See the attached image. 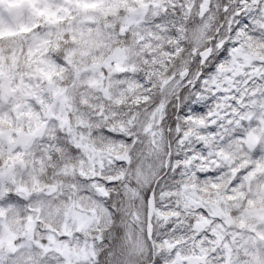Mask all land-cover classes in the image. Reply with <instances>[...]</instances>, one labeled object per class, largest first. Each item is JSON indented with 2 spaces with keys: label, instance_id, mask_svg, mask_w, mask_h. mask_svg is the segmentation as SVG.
<instances>
[{
  "label": "snow or ice",
  "instance_id": "obj_1",
  "mask_svg": "<svg viewBox=\"0 0 264 264\" xmlns=\"http://www.w3.org/2000/svg\"><path fill=\"white\" fill-rule=\"evenodd\" d=\"M37 2L43 7L38 9ZM78 2L0 0V5L10 6L7 17L0 15V60L17 59L13 41L23 36L28 51L43 53L51 65L47 52L53 43H76L75 20L67 21ZM134 3L138 7L123 17L118 10L115 23L97 30V42L107 53L102 63L85 67L76 77L88 74L81 89L96 90L110 101L113 89H147L155 83L165 101L160 124L175 139L159 171L149 166V176L143 168L136 170L138 183L141 177L150 183L143 194L142 237L121 222L128 256L142 254L148 244L155 264H264V213L252 212L257 202L264 204V0ZM97 23L83 21L89 28ZM211 29L216 36L197 53L194 72L164 71L183 56L185 40L199 44ZM5 46L11 48L7 57ZM140 71L148 84L137 79ZM43 88L40 81L15 75L6 81L0 75V106L20 100L36 105ZM47 88L59 97L61 89L51 81ZM63 94L67 96V89ZM120 104L116 99L115 105ZM95 111L97 124L104 125L98 140L94 132L75 141L64 133L71 154L81 161L80 170L73 167L71 175L65 167L62 175L68 182L41 186L36 175L37 170L46 173L52 159L50 152L47 162L44 156L51 142L40 144L37 151L33 146L45 139L44 120L59 122L55 108L37 116L28 136L9 141L7 154L0 142V264H95L97 244L112 228L116 205L110 202L117 188L137 196L136 189L126 186L137 116L104 105ZM115 121L127 134L107 127ZM158 134L154 127L145 132L152 137L153 151ZM117 141L122 142L119 149ZM21 218L20 227H12ZM53 219L64 221L63 228L44 227L40 234L38 226Z\"/></svg>",
  "mask_w": 264,
  "mask_h": 264
},
{
  "label": "clouds",
  "instance_id": "obj_2",
  "mask_svg": "<svg viewBox=\"0 0 264 264\" xmlns=\"http://www.w3.org/2000/svg\"><path fill=\"white\" fill-rule=\"evenodd\" d=\"M37 8H42L43 5L37 2ZM9 5L7 3L0 5V15L8 16ZM138 7L134 0H127L124 3H117V0H79L73 5L72 17L67 21V24H72L75 20L76 25V43L73 45L67 41L57 46L53 43L52 47L47 52V60L52 61L50 65L45 62L42 57L43 53L28 51L29 44L23 36H19L14 40L16 60L3 59L0 60V75L5 77V80H10L13 75L18 79L23 76L25 81L36 83L40 81L44 85L41 89L43 99H37L36 105H28L23 100L18 103L7 106H0V142L5 148L9 141H18L23 137L28 136L36 125L37 116H46L53 108L59 116L58 123H51L49 120H44L43 123L47 126V131L43 141H39L33 146V151H37L40 144L47 146L51 142L52 147L44 154L47 162L48 153L52 154V159L49 163L48 170L42 174L37 170L36 175L40 177L41 186L45 184H58L60 181L68 182V177L62 175L65 167L71 175L73 167L77 171L80 170V158L78 155L73 156L70 152L69 136L73 141L77 137L87 138L93 132V139L98 140L102 135L101 129L104 127L103 122L97 124L95 109L100 105H104L106 109L115 107L121 113L133 111L137 116L134 135L136 137L135 148L132 149L131 164L128 166L129 178L126 186H130L137 191V196L132 198L130 195H125L124 189L118 187L115 198L110 203H114L116 207L113 209L112 228L105 232L104 241L97 244V255L95 264H155V258L151 249V245L145 244L142 254L129 257V245L125 239L126 229L121 226V222L128 225V229L136 237H142L143 223V194L149 188V182H144L143 177L138 183L136 179V170L143 168L146 174L149 166L152 171H159L160 166L167 160L168 145L175 139L174 133L167 131L166 125L160 124V108L165 103L164 98L158 90L155 89V83L149 88H139L129 90L125 87L122 90L113 89L108 93L112 100L105 99L104 94L96 90L81 89L79 86L86 79H89L88 74H84L77 79V72L82 71L85 67H91L93 64L102 63V57L106 55L107 48H101L98 41V29L102 26H110L115 23L119 17L116 12L119 10V16L123 17L128 14L129 9ZM88 13L87 17L82 16V13ZM86 19L95 20L98 23L89 28L83 24ZM67 26V25H66ZM215 29H211L205 35L199 44H192L185 40L183 45V56L180 57L174 64L170 63L164 68L165 72L178 73L195 71L196 55L205 45L210 46L211 41L215 38ZM11 52L10 46H5V56ZM66 61H71L68 64ZM98 71V69H97ZM169 78H171L169 76ZM137 79L148 84V77L143 71L137 73ZM51 81L58 89H61L59 97L55 93L48 92V82ZM178 83V81H177ZM75 85V86H74ZM24 87H27L25 83ZM67 89V96L64 97L63 90ZM145 93H148L145 95ZM22 91V95H23ZM121 101L120 105H115V100ZM171 102L168 98L167 103ZM170 110V109H169ZM155 117V119H154ZM107 127L113 129L116 133L126 132V128L121 126L120 121H115ZM154 127L159 133L156 137L157 143L153 146L154 151L149 149V144L152 141L150 135H145L148 128ZM110 139V138H106ZM122 142L117 141V149ZM59 145V147H57ZM131 148V145L129 146ZM126 154V153H125ZM264 156V153H262ZM29 160L31 157L28 158ZM261 159V157H257ZM26 183L30 181L26 179ZM254 215L264 213V204L257 202V205L252 209ZM131 213V215H129ZM135 217V219L133 218ZM23 218L12 222V227L19 228ZM64 221L53 219L48 225L41 224L38 227L43 233V228L51 226L53 230L56 227L63 228ZM155 224V222H154ZM160 226L157 225V231ZM242 259H248L242 257ZM54 264V262H53Z\"/></svg>",
  "mask_w": 264,
  "mask_h": 264
}]
</instances>
